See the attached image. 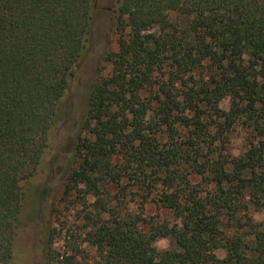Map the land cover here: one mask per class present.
I'll use <instances>...</instances> for the list:
<instances>
[{
  "label": "trees",
  "instance_id": "16d2710c",
  "mask_svg": "<svg viewBox=\"0 0 264 264\" xmlns=\"http://www.w3.org/2000/svg\"><path fill=\"white\" fill-rule=\"evenodd\" d=\"M93 4L0 0V264H15L21 183L82 61ZM114 34L63 182L68 208L90 199L81 220L97 264H264V150L229 148L238 129L264 142V0H118ZM40 250L45 264H78L50 223Z\"/></svg>",
  "mask_w": 264,
  "mask_h": 264
},
{
  "label": "rangeland",
  "instance_id": "374dc122",
  "mask_svg": "<svg viewBox=\"0 0 264 264\" xmlns=\"http://www.w3.org/2000/svg\"><path fill=\"white\" fill-rule=\"evenodd\" d=\"M117 8L118 0H94L92 23L84 45L82 61L62 100L56 122L49 130L47 147L35 174L26 183H21L26 190L25 224L16 233L14 239L15 264H45L40 246L48 223L55 230V249L60 254L75 256L73 260L78 264H97L104 256L101 250L89 246L86 241L88 229L83 228L81 219L86 206H89L90 210L92 208L90 199L86 197L84 201H77V206L68 208L62 202V196L64 178L69 170L89 89L98 72L101 71L103 74L109 72V67L103 68L104 54L117 49V38L114 34ZM174 16L175 13L170 14L171 18ZM229 106L230 98L226 97L221 101L220 107L228 111ZM244 132L246 131L238 129L230 136L229 148L232 154L264 150L263 139L256 138L250 141L249 135ZM155 212L156 208L152 205L146 208L148 216ZM176 225L180 226L179 223ZM155 246L158 250L166 249L169 241L159 239L155 242ZM216 254L218 257H223L225 252L218 250Z\"/></svg>",
  "mask_w": 264,
  "mask_h": 264
}]
</instances>
